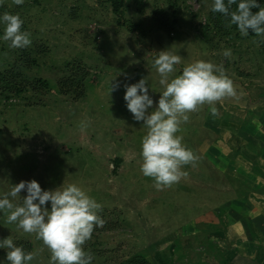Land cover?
Listing matches in <instances>:
<instances>
[{
    "label": "rangeland",
    "instance_id": "rangeland-1",
    "mask_svg": "<svg viewBox=\"0 0 264 264\" xmlns=\"http://www.w3.org/2000/svg\"><path fill=\"white\" fill-rule=\"evenodd\" d=\"M212 5L122 0L115 13L108 0H0V16L18 14L32 41L11 48L0 23L9 87L0 91V198L33 179L42 190L81 187L106 221L84 246L92 264H264V36L241 35ZM25 51L29 66L20 63ZM161 51L181 56L170 79L198 60L223 64L237 95L217 102L216 116L207 104L188 114L177 135L199 160L157 190L141 171L147 128L127 109L124 84L145 78L154 109L164 90L154 65ZM112 80L120 87L111 92ZM17 82L25 89L15 94ZM26 195L8 198L22 206ZM8 214L0 211V241L10 236L37 253L30 264H51L42 240L7 223ZM7 251L0 264H9Z\"/></svg>",
    "mask_w": 264,
    "mask_h": 264
},
{
    "label": "clouds",
    "instance_id": "clouds-1",
    "mask_svg": "<svg viewBox=\"0 0 264 264\" xmlns=\"http://www.w3.org/2000/svg\"><path fill=\"white\" fill-rule=\"evenodd\" d=\"M14 3L22 5L24 0H14ZM233 5H236L235 10H232ZM253 9L259 10L253 12ZM211 10L229 18L230 25H235L243 36L250 31L258 37L264 36V7L257 0H213ZM0 23L5 25L3 40L10 42L11 48L30 46V33L21 30L23 21L18 14L5 12L0 16ZM223 55L230 57L232 50L226 49ZM180 63L181 56L170 51H161L155 59L159 83L164 90L154 109L145 78L134 84H124L127 109L135 121H142L147 128L141 142V171L155 181L157 190L178 183L188 175L183 167L195 166L199 160V156L182 142L183 137L177 135L181 125L189 121L188 114L207 104L211 114L216 116L215 104L237 95L223 64L198 60L170 79L175 72L174 66ZM119 87V81H111V92ZM86 127L82 123L81 129ZM22 190L27 193L22 206L14 205L8 197L15 198ZM48 202L50 210L46 207ZM3 210L9 213L7 223H17L24 232L42 240L51 252V264H92L94 256L84 246L92 238L94 228H102L106 221L98 214L102 205L81 187L69 184L54 191L42 190L34 179L21 181L0 198V211ZM0 248L8 249L6 260L9 264H30L37 255L16 246L10 236L0 241Z\"/></svg>",
    "mask_w": 264,
    "mask_h": 264
},
{
    "label": "trees",
    "instance_id": "trees-1",
    "mask_svg": "<svg viewBox=\"0 0 264 264\" xmlns=\"http://www.w3.org/2000/svg\"><path fill=\"white\" fill-rule=\"evenodd\" d=\"M108 1L110 2L111 6H112V10H113V12H115V13L120 12V5L122 4V0H108ZM238 2H239V0H238ZM235 9H236V5H233V6H232V10H235ZM258 10H259V9H253V12H256V11H258ZM211 13H214V12L212 11ZM215 14H218V13H215ZM219 14H220V13H219ZM29 54H30V53H27V52L25 51V52H24V56H22V58H24V60H23L22 62H20V63H23V64H24V63H27V65L29 66V64H30V58H27ZM23 66H26V65H22L21 67H23ZM17 76H20V73H18ZM2 77H4V76H2V74H0V80L5 81L6 83H4V84H3L4 86H2V87H1V85H0V88H2L0 91H5V89H6L7 91H9V87L6 86V85L8 84V82L5 80V78H2ZM13 77H16V75L14 74ZM17 83H18V82H17ZM13 88H14V93H15V94H18V93H20L22 90L25 89L24 86L21 85L20 82L17 84V86H14ZM7 93H8V92H7ZM119 161H120L119 158H116V159H115V163H116V164H118ZM30 250H31V246H30ZM147 264H150L149 261L147 262Z\"/></svg>",
    "mask_w": 264,
    "mask_h": 264
},
{
    "label": "crops",
    "instance_id": "crops-1",
    "mask_svg": "<svg viewBox=\"0 0 264 264\" xmlns=\"http://www.w3.org/2000/svg\"><path fill=\"white\" fill-rule=\"evenodd\" d=\"M253 257H251V263H252V261H254L256 264H260L258 261H259V259L258 258H256V257H254V259H252Z\"/></svg>",
    "mask_w": 264,
    "mask_h": 264
}]
</instances>
